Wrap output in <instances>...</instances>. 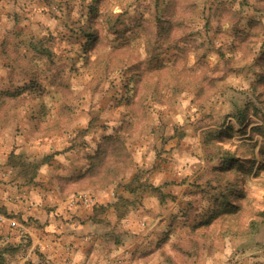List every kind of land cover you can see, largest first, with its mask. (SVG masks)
<instances>
[{
    "label": "rangeland",
    "instance_id": "obj_1",
    "mask_svg": "<svg viewBox=\"0 0 264 264\" xmlns=\"http://www.w3.org/2000/svg\"><path fill=\"white\" fill-rule=\"evenodd\" d=\"M1 1L19 172L43 160L16 153L26 131L92 147L80 191L159 197L176 264H264V0Z\"/></svg>",
    "mask_w": 264,
    "mask_h": 264
},
{
    "label": "crops",
    "instance_id": "obj_2",
    "mask_svg": "<svg viewBox=\"0 0 264 264\" xmlns=\"http://www.w3.org/2000/svg\"><path fill=\"white\" fill-rule=\"evenodd\" d=\"M4 4L0 0V54L6 24L15 23L14 8L10 12ZM3 69L0 65V75ZM4 84L9 83L0 80L1 88ZM3 134L0 216L13 225L0 223V252L17 249L20 256L14 264H176L178 259L164 253V232L172 211L161 206L159 197H139L138 192L110 187L97 195L95 206H71L73 195L84 189L81 182L95 149L74 151L57 140L43 141L36 131H26L16 153L25 154L29 162L43 159L33 182H28L30 176L9 163L12 150L5 145ZM134 200L141 203L137 208L131 206Z\"/></svg>",
    "mask_w": 264,
    "mask_h": 264
},
{
    "label": "trees",
    "instance_id": "obj_3",
    "mask_svg": "<svg viewBox=\"0 0 264 264\" xmlns=\"http://www.w3.org/2000/svg\"><path fill=\"white\" fill-rule=\"evenodd\" d=\"M9 163L12 164V165H14L15 167L18 165L17 163H13L12 160L9 161ZM42 163L43 162H41V163H37V162L36 163H25V162L22 163V165L20 166L21 173L23 175L25 174V176L26 175L27 176L30 175V177L28 178V182H33V179L35 177L36 171H37V169L40 167V165ZM27 170L30 171V173ZM94 170H96V164H94V162L91 161V163L89 164L88 170L86 172L85 178L93 175L94 174ZM155 189H158V188H155ZM6 252H9V253L10 252H13V253H15V252H18V251L15 248L14 249L13 248H9V249L4 248V249H2V251L0 252V264H4V262H5V253Z\"/></svg>",
    "mask_w": 264,
    "mask_h": 264
},
{
    "label": "built area",
    "instance_id": "obj_4",
    "mask_svg": "<svg viewBox=\"0 0 264 264\" xmlns=\"http://www.w3.org/2000/svg\"><path fill=\"white\" fill-rule=\"evenodd\" d=\"M98 202L97 195L89 191H80L75 193L73 197L70 199V205H84V206H95ZM0 223L2 224H9L10 226L13 225L12 220H9L6 217L0 216ZM142 226H145L144 222L140 223Z\"/></svg>",
    "mask_w": 264,
    "mask_h": 264
}]
</instances>
